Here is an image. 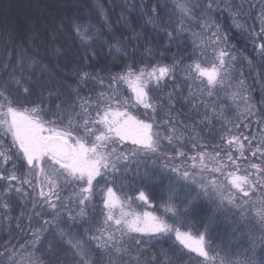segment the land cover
Listing matches in <instances>:
<instances>
[{"label":"snow or ice","instance_id":"6c2138e0","mask_svg":"<svg viewBox=\"0 0 264 264\" xmlns=\"http://www.w3.org/2000/svg\"><path fill=\"white\" fill-rule=\"evenodd\" d=\"M244 7L243 3L232 4L231 0H224L223 9L220 0H176L177 28L174 31L165 28L164 34L171 42L189 33L191 49L186 57L173 56L170 65L157 61L141 66L133 59L121 71L109 72L107 82L99 72L81 70L75 86L65 85L70 96L51 90L45 96L44 86L32 81L30 76L26 80L22 75L17 76L15 70L7 80H0V207L10 208L5 197L11 193L27 199V187L33 193L32 212L39 217L41 225L31 230V239L19 248L6 245L0 250V264H45L35 254L49 228L78 258L75 264H182V256L173 259L162 251V259L157 260L155 254H145L152 241L165 238L172 240L173 247L184 255L195 253L203 258L205 264H236L212 249L207 226L202 225L204 230L193 234L191 224L174 199L178 189L188 195L195 192L192 199L203 197L218 208L227 205L237 209L242 219L258 225L264 233V100L260 106L253 100L243 72L236 68L238 58L232 51L235 46L230 45L228 33L213 16L214 12L226 11L234 28L250 33L254 41H264V6L257 15L258 32L241 23L246 15ZM151 13L147 23L160 27L156 23L161 20L156 6L151 8ZM186 24H195L199 31ZM72 27L82 42L92 39L86 26L73 23ZM113 47L125 57L131 55L123 52L119 45ZM254 48L264 60V42L255 43ZM25 51L21 48V53L17 54L21 73ZM145 51L147 56L153 55L151 47ZM91 56L95 58L96 53L92 52ZM185 60L190 62L184 63ZM243 60L250 69L255 68L251 59L243 57ZM34 64L35 61H29V67ZM178 69L187 84V97L179 87L168 92L166 99L150 94L167 81H175ZM234 71L239 72L240 79H233ZM90 81L102 90L82 94ZM124 88L130 91V97L124 95ZM34 89L38 91V100L29 99ZM218 91H224L238 109L237 122L225 116L224 104H219L218 110L217 103H209V100H220L216 95ZM21 94L24 100L19 99ZM54 96L59 102H53ZM176 96L192 103L197 112L199 108L204 109L203 119L197 122L199 125L211 129L209 111L212 117L230 125L219 137V144L212 145L209 150L208 143L201 142L203 137L196 131V125L177 122L170 110L163 113L167 117L163 125L169 134H161L162 125L157 120L161 114L159 110L165 104L168 109H174ZM241 104L243 107L239 110ZM137 108L143 109L145 118L130 110ZM252 123L262 126L257 133L250 130ZM162 142H166L175 154L165 152ZM186 144L193 154L184 150ZM158 159L168 161L163 169L174 174V183L168 186V202L160 205L164 215L135 210L134 203L150 204L145 191L138 190L134 195L125 193L128 173L139 174L142 164L150 161L155 166ZM21 167L25 171L18 174ZM142 178L158 179L147 168ZM118 179L119 189L115 187ZM65 192L68 195H63ZM97 197L102 205V219L93 224L88 219V209L94 206ZM38 203L39 211L36 210ZM186 203L190 204L191 200ZM73 205L78 209L75 215ZM45 212L51 219L44 218ZM61 216L73 222L79 217L87 223L89 228L84 232L93 233L88 236L91 245L78 234L65 230L59 222ZM27 218L31 222V216ZM93 248L100 259L93 256ZM47 250L54 254L51 242H47ZM55 264H60L58 258ZM240 264L257 262L248 258ZM259 264H264V259Z\"/></svg>","mask_w":264,"mask_h":264},{"label":"trees","instance_id":"16d2710c","mask_svg":"<svg viewBox=\"0 0 264 264\" xmlns=\"http://www.w3.org/2000/svg\"><path fill=\"white\" fill-rule=\"evenodd\" d=\"M175 3L176 0H0V80H7L9 74L15 70L17 76L22 75L25 80L30 76L32 81L44 86L46 89L45 96L48 90L58 91L63 96H70L69 89L65 85L70 82L68 85L75 86L78 73L81 70L99 72L107 82L109 72L121 71L124 65L132 63L133 59L141 66L143 64L151 65L157 61L170 65L173 63V56L177 59L186 57L191 49L189 33L186 32L180 35L178 40L171 42L164 34L165 28L170 31L177 28L179 13L175 10ZM231 3L244 4L246 15L241 19V23L246 27H254V30L258 32L260 25L257 15L264 6V0H231ZM220 4L221 9H223L224 0H220ZM153 6L157 7L161 16V20L156 22L160 27H153L152 24L147 23L152 15L151 8ZM213 16L222 25L223 31L228 33L230 45L235 46L232 51L238 58L236 68L243 72V78L251 96L260 106V102L264 100V60L257 54L254 44L264 41H254L250 33L234 28L232 19L226 11L214 12ZM73 23L86 26L92 39L87 43L82 42L72 27ZM186 27L199 31L195 24H186ZM70 35H72V42L75 44L71 43ZM51 41H54L52 45L50 44ZM55 44L56 46H54ZM77 45L79 49H75ZM116 45H119L123 52L131 55L125 57L122 53L115 52L113 46ZM148 47L153 49L151 57L147 56L145 51ZM21 48L26 50L22 53L23 73L17 64V54L21 53ZM110 48L112 51L109 50ZM57 49L60 51L58 52ZM84 49L87 50L86 54L83 53ZM92 52L96 53L95 58L91 56ZM161 52L163 56L159 55ZM243 57L251 59L255 68L250 69ZM30 60L35 61L34 66H37L38 70L35 69L34 72L37 75L26 69V65L29 67ZM188 62L190 61H184V63ZM180 67L182 68L183 64ZM32 69L34 70L33 66ZM240 78L239 72L234 71L233 79ZM176 87H179L182 95L187 97V84L182 79V73L179 69L175 81H167L163 87L150 94L166 99L167 93ZM97 90L102 89L90 81L87 85V91H83L82 94L86 95L89 91L94 94ZM227 91L230 92L232 89ZM123 92L124 95L131 96L130 91L126 88L123 89ZM216 95L220 97V100H209V103H217L218 110L219 104H224L225 116L231 119L233 123L237 122L235 115L238 109L235 108L232 101L225 96L224 91H218ZM19 99L24 100L25 98L21 94ZM29 99L38 100V91L34 89ZM51 99L53 102H59L55 96ZM204 99L208 98L205 97ZM242 107L241 104L239 110H242ZM130 110L140 118H145L142 116L143 109ZM169 110L177 122L182 121L185 125H196V131L200 132L203 137L201 142H207L209 150H211L212 145L220 143L219 137L224 134L227 127H230V125H225L221 120L212 117L210 111L208 115L212 120L211 129L199 125L197 122L203 119L204 109L199 108L197 112L192 103L176 96L175 108L168 109L165 104L164 108L159 110L161 114L157 116V120L162 125L159 130L164 136L169 133L166 126L163 125V120L167 118L163 113ZM260 127L262 126L255 123L250 124L252 133H257ZM188 135L190 136L191 133ZM162 143L165 152L170 155L175 154L166 142ZM184 150L193 154L190 145L186 144ZM165 162L168 161L158 159L157 164L153 166L149 161L140 166L139 174L129 172L125 177L127 181L126 194L134 195L138 190H143L149 196L151 206L134 203L135 210H149L156 212L157 215H164L160 205L168 202V186L170 183H174V174L163 169ZM145 168L154 172L158 179L142 178ZM24 171L25 169L21 167L18 174ZM115 187L120 188L119 179ZM25 191L29 193L27 199L16 193H11L5 197L10 208L0 207V250H3L6 245H15L19 248V245L31 239L32 229L41 227L38 223L39 217H36L32 212L31 197L33 193L27 187H25ZM63 195H68V193L65 192ZM195 196V192L188 195L186 191L178 189L174 199L176 205L181 209L182 215L191 224L194 235L197 230H204L202 225L207 226L211 235L212 249L219 252L225 259L236 262V264H240L248 258H254L259 264V261L264 259V242H262L264 233L260 231L258 225H253L242 219L237 209H230L227 205L221 209L206 198L192 199ZM255 198H258V194ZM186 200H191V203L187 204ZM185 207L187 208L186 213L184 212ZM101 208V202L97 197L94 206L88 209V219L93 224L102 219ZM36 210L39 211V203ZM77 210L76 206L73 205V215L76 214ZM21 212L24 213L23 216ZM43 215L45 219H51L47 212ZM28 216H31V222H29ZM59 222L65 230H71L78 234L81 239L91 245L92 242L88 241V236L93 233L91 231L87 234L84 232V229L89 228V225L83 223L79 217L73 222L69 221L66 216H61ZM43 239L44 242L39 246V251L35 255L45 261V264L48 262L55 264L57 258L60 264H75L78 258L73 256L72 251L64 241L60 240L52 228H49ZM47 242L53 244L54 254H49ZM162 251L168 253L173 259L176 256H182V264H205L203 258L198 257L195 253L184 255L180 250L175 249L173 241L167 238L152 241V246L145 254L150 252L156 255L157 260H160L162 259L160 255ZM93 256L100 259L94 248Z\"/></svg>","mask_w":264,"mask_h":264},{"label":"rangeland","instance_id":"374dc122","mask_svg":"<svg viewBox=\"0 0 264 264\" xmlns=\"http://www.w3.org/2000/svg\"><path fill=\"white\" fill-rule=\"evenodd\" d=\"M49 4H50V2H49ZM18 17H19V15H18ZM56 38V37H55ZM70 41H71V43H73V44H75L74 42H72L73 41V39H72V35H70ZM54 42V41H53ZM52 41L50 42V44L52 45V43H53ZM69 42V41H68ZM54 46H56V44L54 45ZM79 49V46L77 45L76 46V48L75 49ZM87 50L86 49H84L83 50V53L84 54H86L87 52H86ZM33 68H34V70L32 69V67L30 68V67H28L27 65H26V69L28 70V71H31V72H33V73H35L34 71H35V69L36 70H38V68H37V66H33ZM35 75H37L36 73H35ZM68 83H70V82H68ZM68 83L66 84V85H68ZM59 87H61V84H59ZM98 199H99V197H98ZM99 202H100V199H99ZM147 206H151V204H147ZM149 211V210H148Z\"/></svg>","mask_w":264,"mask_h":264}]
</instances>
